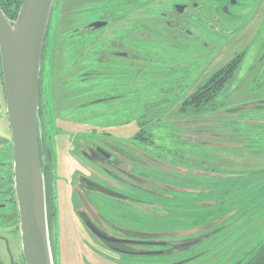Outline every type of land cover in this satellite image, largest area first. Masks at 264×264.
Segmentation results:
<instances>
[{
  "label": "flooded vegetation",
  "instance_id": "obj_1",
  "mask_svg": "<svg viewBox=\"0 0 264 264\" xmlns=\"http://www.w3.org/2000/svg\"><path fill=\"white\" fill-rule=\"evenodd\" d=\"M52 15L55 43L48 60L53 72L43 76L42 65L38 141L52 257L56 219L60 241L68 246L67 230L73 224L86 250L97 256L105 252L110 257L134 258L149 252L168 256L190 251L197 243L185 245L180 240L160 246L152 241L158 234L121 226L123 208L139 209L147 203L133 193L153 195L156 186L173 190L154 177L181 174L167 172L164 166L173 167L154 157L152 138L133 137L123 143L114 134L120 124L117 118L106 123L92 120L110 111L107 108H117L122 98L132 97L136 84L145 79L156 83L148 89L151 96L181 99L177 112L190 88L189 95L215 96L209 109L217 114V98L229 95V85L246 60H250L243 71L246 78L264 77V0H54ZM63 34L67 35L64 46L58 41ZM65 54L69 59L62 57ZM186 56L188 64L195 65L193 77L187 76L193 78L188 89ZM158 78L165 80L160 86ZM221 81L226 83L218 92ZM149 107L143 109L148 112ZM188 118L189 123L201 121ZM213 132L217 137V130ZM5 144L0 140V146ZM5 167L8 175L2 174ZM0 171V211L15 207L0 214V221L18 222L12 151L11 161L0 162ZM174 190L183 192L180 187ZM200 233L188 242H203L206 234Z\"/></svg>",
  "mask_w": 264,
  "mask_h": 264
},
{
  "label": "rangeland",
  "instance_id": "obj_2",
  "mask_svg": "<svg viewBox=\"0 0 264 264\" xmlns=\"http://www.w3.org/2000/svg\"><path fill=\"white\" fill-rule=\"evenodd\" d=\"M66 40V34H63L60 40L58 39L63 46L67 45ZM54 43V19L51 15L42 64L45 77L53 72L48 59L53 58ZM139 51L144 52V48L139 47ZM62 57L69 59L70 56L65 54ZM184 62L188 64L191 61L186 56ZM249 63V59L245 61V65L239 72L240 75L238 74L239 76L237 75L229 85V95L217 98L218 113L211 114L208 108L207 113L200 115V122L189 123L188 117L177 112V106L180 105L178 102L181 103V99L151 96L148 89L156 83L153 84L152 80L149 82L146 79L136 84L137 92L132 97L122 98L120 102L118 101L120 106L117 103L115 105L117 108H107L110 111L102 112L99 118L92 120L97 123H106L116 121L115 118H117L120 124L114 134L123 143H128L141 128L144 129L154 143V157L159 156L162 161L178 169L164 166L167 172L181 174V177L169 175L166 183L175 181L176 176L178 179L175 182L180 186L185 185L184 190L202 193L197 194L198 201H191L192 204L189 206L186 202L161 203L159 199L154 200L153 196L141 198L137 194L139 192L133 193L134 198L147 203H143L142 208L140 206L139 209L123 208V214L118 219L121 226L144 229L158 234L159 236L153 237L154 240H152L157 243L170 241L176 245L180 240H184L185 245L197 244L190 251L177 250L168 256L157 254L120 258L114 255L110 257L105 252L97 256L86 250L84 242L76 236L73 224L69 229L67 226L69 230L67 235H70L68 246L64 241H60L56 219L53 226V257L57 264H185L184 261L191 259L190 256L202 254L206 250L211 252L198 261L190 263L234 264L244 255V250H250L256 242L263 241L264 77L260 74L246 78L243 71ZM194 73V63L188 64L186 77ZM192 80L191 77L184 79L186 89ZM158 81L160 86L165 80L158 78ZM144 82L147 85H143ZM188 90L186 95L189 96L190 88ZM145 105L150 106L148 112L143 109ZM173 105L176 106L172 108ZM88 113L91 114V112ZM215 115L216 122H213ZM77 128L81 129V126ZM193 129L196 130L195 133L190 132ZM215 130H217V137H213ZM0 140L6 142L5 145L0 146V162L11 161L12 150L5 114L1 69ZM132 147L142 149L137 145ZM6 169L5 167L3 175H8L5 172ZM192 185L197 189H190L189 186ZM155 189H157L156 193H160L159 190L161 192L165 190L160 186H156ZM181 194L189 196L188 191ZM207 194L210 197H207ZM68 208V206L64 207V212H68L65 218L69 217ZM10 210L14 211L15 207L1 210L0 214H7ZM59 216L60 214L58 219ZM66 221L69 225V218ZM220 225H226L221 232L224 239H220L221 235L214 234V230ZM231 230L235 234H232ZM199 231L201 236L206 234L203 242L189 243L187 239L196 237ZM167 233L176 234L166 236ZM90 244L93 245V243ZM114 257L119 260L114 261L112 259ZM22 262L18 222L0 221V264H22Z\"/></svg>",
  "mask_w": 264,
  "mask_h": 264
},
{
  "label": "water",
  "instance_id": "obj_3",
  "mask_svg": "<svg viewBox=\"0 0 264 264\" xmlns=\"http://www.w3.org/2000/svg\"><path fill=\"white\" fill-rule=\"evenodd\" d=\"M53 4L54 0H22L15 21L0 9V69L23 264H54L38 149L39 84ZM157 254L162 253L145 255Z\"/></svg>",
  "mask_w": 264,
  "mask_h": 264
},
{
  "label": "trees",
  "instance_id": "obj_4",
  "mask_svg": "<svg viewBox=\"0 0 264 264\" xmlns=\"http://www.w3.org/2000/svg\"><path fill=\"white\" fill-rule=\"evenodd\" d=\"M21 2H22V0H0V9L9 21H15L17 14H18V11H19V8H20V5H21ZM44 53H45V47H44V51H43L42 60L44 58ZM225 83H226L225 81H221L218 83V87H219L218 92L220 91L221 86H223ZM203 89L204 88H202V90ZM214 97L215 96H213V97L205 96L202 93L200 94L199 92L198 93L197 92L192 93L191 95H189L185 98L184 102L181 104V109L179 110L178 113L181 114L182 116H185V117L200 118L201 114H205L208 112L207 111V109L209 108L208 106L210 105V101L213 100ZM134 137L142 138V139L150 138V136H147L145 130L142 128L135 134ZM155 176H156L155 180L158 181V183L164 184V185L169 186V187H173V190H169V191L163 190L162 192L160 190L159 191L160 193L154 192L153 195L145 194L144 192L137 193V194H139V196L141 198L153 196L154 200L159 199V201L161 203H164L167 201H169V203L176 202L178 204H179V202L180 203L186 202V203H188V206H189L192 204L191 201H193V200L198 201L197 194H202L201 191L184 190L183 188H186L185 185L180 186L179 184H177V182H175L178 179L177 175H176L177 177L176 176L174 177L175 181L170 182V183H166V179L169 176L167 174H157ZM174 187L175 188L176 187L182 188L183 192L188 191L189 196L182 195L181 193H183V192L175 191ZM189 187H190V189H197L194 185L189 186ZM194 194H196V196ZM216 194H220V193H216ZM213 195L215 196V194H213ZM206 196L210 197V195H208V194ZM140 197H138V198H140ZM225 226L226 225H222V226L220 225L219 227L216 226L218 228L214 227V228H216L214 230V234L216 233L215 235H217V236L221 235L222 236L221 232L224 231ZM222 238H223V236H222ZM245 249H246V247H245ZM210 252L211 251L206 250L204 253L196 255L192 259L184 261V263L185 264L186 263L191 264L190 263L191 261H193V260L198 261L199 259H201V257L209 254ZM243 252H244V256H242L240 259H238L234 264H264V239H263V241L256 242V244L250 250H244ZM54 259L55 258L53 257V262H54ZM22 264H23V262H22ZM54 264H57L56 259H55Z\"/></svg>",
  "mask_w": 264,
  "mask_h": 264
},
{
  "label": "crops",
  "instance_id": "obj_5",
  "mask_svg": "<svg viewBox=\"0 0 264 264\" xmlns=\"http://www.w3.org/2000/svg\"><path fill=\"white\" fill-rule=\"evenodd\" d=\"M232 234L234 233L232 230L230 231ZM235 234V233H234ZM220 239H222V236H221V238Z\"/></svg>",
  "mask_w": 264,
  "mask_h": 264
}]
</instances>
